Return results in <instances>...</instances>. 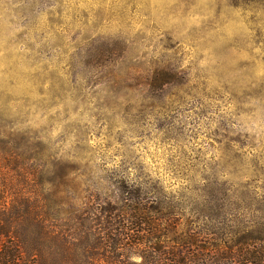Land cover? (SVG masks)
<instances>
[{"label": "rangeland", "instance_id": "obj_1", "mask_svg": "<svg viewBox=\"0 0 264 264\" xmlns=\"http://www.w3.org/2000/svg\"><path fill=\"white\" fill-rule=\"evenodd\" d=\"M20 166L264 209V4L0 0V185Z\"/></svg>", "mask_w": 264, "mask_h": 264}, {"label": "trees", "instance_id": "obj_2", "mask_svg": "<svg viewBox=\"0 0 264 264\" xmlns=\"http://www.w3.org/2000/svg\"><path fill=\"white\" fill-rule=\"evenodd\" d=\"M40 172L12 167L0 185V264H264V209L225 201L227 191L177 207L120 180L71 199Z\"/></svg>", "mask_w": 264, "mask_h": 264}]
</instances>
